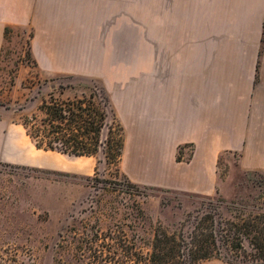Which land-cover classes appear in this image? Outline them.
Wrapping results in <instances>:
<instances>
[{"label": "crops", "instance_id": "0c3cea01", "mask_svg": "<svg viewBox=\"0 0 264 264\" xmlns=\"http://www.w3.org/2000/svg\"><path fill=\"white\" fill-rule=\"evenodd\" d=\"M133 1L0 0V46L4 25L31 29L40 71L87 68L100 79L125 131L121 168L135 184L212 196L224 153L243 172L264 173V0H151L150 40L128 46ZM180 145L192 148L188 160H176ZM75 158L37 149L0 116L1 163L90 168L89 157Z\"/></svg>", "mask_w": 264, "mask_h": 264}, {"label": "rangeland", "instance_id": "374dc122", "mask_svg": "<svg viewBox=\"0 0 264 264\" xmlns=\"http://www.w3.org/2000/svg\"><path fill=\"white\" fill-rule=\"evenodd\" d=\"M131 10L136 16L128 17V46L150 40L151 0L128 2ZM27 32L12 26L0 46V116L17 123L37 112L48 92L62 99L71 98L87 91L93 77L87 68L73 72L71 78L59 79L73 84L60 93L58 80L48 79L56 72L39 70L36 74L37 69L25 61ZM131 51L128 49V53ZM65 156L72 160L77 157ZM89 160L87 171L36 169L0 162V264H86L88 258L80 254L81 243L92 230L120 225L144 245L152 239L158 223L174 230L186 212L199 205L197 196L131 182L121 165L119 172L107 165L101 151ZM246 178L238 167L237 156L222 154L218 161L219 195L227 200L249 195L250 181ZM136 208L143 209L145 215H139ZM198 264L231 263L212 259Z\"/></svg>", "mask_w": 264, "mask_h": 264}, {"label": "trees", "instance_id": "16d2710c", "mask_svg": "<svg viewBox=\"0 0 264 264\" xmlns=\"http://www.w3.org/2000/svg\"><path fill=\"white\" fill-rule=\"evenodd\" d=\"M11 27L3 26V38ZM31 36L33 30L30 29L23 55L29 67L37 69L38 74V63L30 51ZM72 76V73L57 72L48 79L58 80L62 93L65 87L73 84L59 79ZM90 79L88 90L75 93L71 98L62 99L48 92L38 111L22 117L19 124L37 149L77 157L96 156L101 151L107 165L119 172L125 144L124 127L103 83L95 77ZM186 146L189 145L178 147L177 161L184 160ZM245 174L250 181L247 196L236 195L227 200L217 189L212 196L191 194L200 198L199 205L186 212L176 229L170 231L158 223L150 242L141 245L123 226L97 228L81 243L80 254L88 258L86 264H198L212 259L231 264H264V175L260 171H245ZM135 210L145 215L143 209ZM128 230L134 231L132 227Z\"/></svg>", "mask_w": 264, "mask_h": 264}, {"label": "built area", "instance_id": "2783aa9c", "mask_svg": "<svg viewBox=\"0 0 264 264\" xmlns=\"http://www.w3.org/2000/svg\"><path fill=\"white\" fill-rule=\"evenodd\" d=\"M184 149L188 150L190 153H191V151H192V148L189 147V146H186ZM190 153H189V154H183V158H185L186 155H189V156H190ZM189 156H188V157H189Z\"/></svg>", "mask_w": 264, "mask_h": 264}]
</instances>
